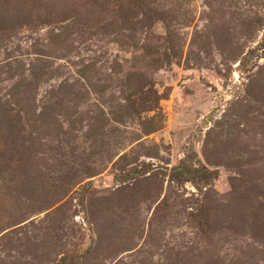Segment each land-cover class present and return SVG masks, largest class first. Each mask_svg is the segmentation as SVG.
<instances>
[{
    "label": "rangeland",
    "instance_id": "1",
    "mask_svg": "<svg viewBox=\"0 0 264 264\" xmlns=\"http://www.w3.org/2000/svg\"><path fill=\"white\" fill-rule=\"evenodd\" d=\"M0 264H264V0H0Z\"/></svg>",
    "mask_w": 264,
    "mask_h": 264
},
{
    "label": "trees",
    "instance_id": "2",
    "mask_svg": "<svg viewBox=\"0 0 264 264\" xmlns=\"http://www.w3.org/2000/svg\"><path fill=\"white\" fill-rule=\"evenodd\" d=\"M193 173L201 174L203 175V178L197 181L193 178ZM183 175L186 177V181L192 182L197 188L204 189L210 185L208 178H206V176L209 175V171L205 169V167H202L201 170H197L196 168L195 170L193 169V171L191 167H187L183 172Z\"/></svg>",
    "mask_w": 264,
    "mask_h": 264
}]
</instances>
